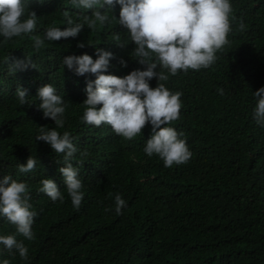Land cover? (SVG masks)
Wrapping results in <instances>:
<instances>
[{
  "label": "trees",
  "instance_id": "16d2710c",
  "mask_svg": "<svg viewBox=\"0 0 264 264\" xmlns=\"http://www.w3.org/2000/svg\"><path fill=\"white\" fill-rule=\"evenodd\" d=\"M231 5L228 43L211 66L149 82L182 92L180 118L170 126L183 133L192 156L166 168L143 151L150 124L128 140L107 124L83 122L85 83L94 74L77 76L63 65L67 55L95 59L99 47L113 53L105 74L143 70L127 31L111 19L94 29L85 25L75 38L35 48L31 36L43 37L50 26L66 27L65 11L76 22L91 10L70 0H27L37 15L34 32L0 44V176L26 182L36 213L34 239L0 217V235L13 234L28 249L27 259L15 249H3L0 258L9 264H264V126L252 115V93L264 86V0H231ZM111 10L109 16L118 18L120 6ZM46 83L67 103L64 126L57 131H69L77 149L79 163L72 164L84 192L79 208L72 206L58 171L63 153L34 139L38 127H55L37 107L36 91ZM18 86L29 96L23 105L14 94ZM29 155L37 164L21 173L17 165ZM43 178L54 180L63 202L39 191ZM117 193L127 203L120 214L114 211Z\"/></svg>",
  "mask_w": 264,
  "mask_h": 264
},
{
  "label": "clouds",
  "instance_id": "9594fccd",
  "mask_svg": "<svg viewBox=\"0 0 264 264\" xmlns=\"http://www.w3.org/2000/svg\"><path fill=\"white\" fill-rule=\"evenodd\" d=\"M70 3L78 8L90 9L91 13L74 22L65 11L66 27L61 30L60 27L50 26L44 30L43 37L31 36L35 48L41 47L45 41L75 38L85 25L94 29L115 19L127 31L135 45L133 52L136 60L144 66L143 70L137 68L122 77L105 74L113 53L99 47L94 49L95 59L87 53L63 57V65L75 75L90 73L95 77L85 83L86 99L82 103L85 108L81 120L97 127L107 124L117 135L128 140L140 134L148 123L151 134L145 140L144 153L148 157L158 156L166 168L187 163L192 152L183 133L170 126L171 121L180 118L182 92L172 91L158 82L155 87H150L149 82L153 77L157 81H167L169 75L175 76L178 70L186 72L211 66L217 59L216 52L228 43L227 36L232 30L231 0H70ZM114 4L120 6L118 18L108 14ZM105 6L108 7L101 11ZM36 26L37 15L27 8V0H0V44L13 37L33 33ZM239 27L243 30L245 25L241 22ZM77 46L84 45L78 43ZM120 63L126 66L123 59ZM217 91L222 93L221 89ZM14 94L21 105L29 97L27 89L19 86ZM252 95L256 101L253 119L264 126V86ZM35 97L39 100L37 107L44 117L54 121L55 127H38L39 133L34 139L46 142L55 153H63L64 163L58 171L72 206L79 208L84 192L79 170L72 164V161L79 163L74 158L77 149L69 131H57L64 126L67 103L48 83L37 89ZM36 164V157L29 155L17 167L25 173ZM40 184L39 191L51 201H64V195L53 179L43 178ZM27 191L26 182L17 181L8 174L0 176V217L14 224L16 233L32 240L36 213L29 203ZM126 206L121 194H115L114 211L120 214ZM0 246V251L15 249L22 259L28 257L27 246L13 234L0 235ZM0 264H9V260L0 258Z\"/></svg>",
  "mask_w": 264,
  "mask_h": 264
}]
</instances>
